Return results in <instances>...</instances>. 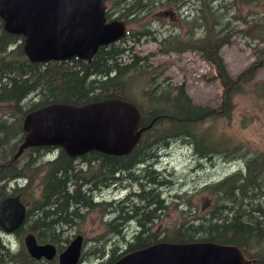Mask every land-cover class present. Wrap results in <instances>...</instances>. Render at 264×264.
<instances>
[{"label":"trees","instance_id":"obj_1","mask_svg":"<svg viewBox=\"0 0 264 264\" xmlns=\"http://www.w3.org/2000/svg\"><path fill=\"white\" fill-rule=\"evenodd\" d=\"M104 1L110 8L119 3V0ZM252 5L264 9V0L203 1L198 17L190 22L192 27L202 28L201 36L197 37L196 32L182 37L174 33L158 40L156 34L131 30L133 33L129 31L126 37L99 47L89 62L74 58L32 64L22 52V37L3 31L0 20V200L18 196L26 206L23 224L16 232L20 248L11 251V264H43L28 255L22 241L24 234L32 233L38 243H51L60 252L70 240L67 230L72 227L78 230L85 216L95 211L108 219L103 222L102 233L89 239L87 249L83 238L80 262L112 264L126 253L159 242L207 241L236 246L252 260L249 264H264V210L257 213V207L250 211L220 209L218 201V196L233 190L240 198L249 192L264 193V152L252 153L242 145L224 147L226 154L235 152L231 157L241 160L246 167L237 172V183L232 184L230 177L223 181L222 189L216 184L209 187L214 207L208 213H196L194 217L189 214L194 218L190 222L186 220L187 211L179 209L175 221L155 230L158 218L168 205L175 208L179 196L165 195L171 185L161 182L164 173L146 166L144 158L154 160L155 145L178 136L194 147L200 157L210 155L213 146L207 151L204 144L216 142L211 137L207 139L206 121L216 114L229 117L232 90L222 93L220 108L196 105L183 85L174 88L164 80L156 81L159 67L150 65V54L140 56L134 49L139 38L146 35L157 42V50L162 54L179 52L183 47L196 51L224 79V85L237 87L252 80L256 70L264 65V10L252 21L246 20L241 10ZM119 10L122 18L124 10ZM136 20L128 21L136 23ZM240 24L247 28L242 31ZM237 36L255 43L254 59L231 83L220 50ZM106 98L132 102L140 112L141 125L147 127L129 154L114 156L91 151L70 157L58 147H30L14 158L25 134L23 119L29 112L55 102L82 105ZM130 172L131 177L127 175ZM131 179L139 187L130 195L141 206L135 207L129 201L133 207L127 208L123 203L128 199L115 198L116 194L109 199L95 198L99 182L110 189L124 187L123 182H133ZM228 202L231 201H224ZM220 211L224 212L221 219H211L219 216ZM204 220L206 223L201 227L199 223ZM45 264L57 262L54 259Z\"/></svg>","mask_w":264,"mask_h":264},{"label":"water","instance_id":"obj_2","mask_svg":"<svg viewBox=\"0 0 264 264\" xmlns=\"http://www.w3.org/2000/svg\"><path fill=\"white\" fill-rule=\"evenodd\" d=\"M102 0H0L3 30L22 36V50L33 64L77 58L90 61L100 46L125 35L120 21L105 23ZM141 117L131 102L111 98L83 105L51 103L23 119L24 136L14 158L30 147H60L70 157L90 151L129 154L138 143ZM26 208L18 196L0 201V227L14 232ZM35 260L57 254L50 243L39 244L33 234L23 239ZM82 236L76 235L57 254L58 264H78ZM233 245L211 242H159L124 254L112 264H248Z\"/></svg>","mask_w":264,"mask_h":264},{"label":"rangeland","instance_id":"obj_3","mask_svg":"<svg viewBox=\"0 0 264 264\" xmlns=\"http://www.w3.org/2000/svg\"><path fill=\"white\" fill-rule=\"evenodd\" d=\"M261 9L255 5L241 8L242 14L246 16L248 21H252L259 13L262 14L264 9ZM247 10L250 12H247ZM255 11L258 12L256 13ZM234 12L236 10L232 11V13ZM152 13L157 14L158 9L153 10L150 14ZM158 17L165 19L166 24L169 22L174 25L176 28L175 33L179 37L184 35V28L191 22L185 18L179 21L175 17H169L165 14ZM140 24L141 22L131 24L129 30L139 28ZM158 25L155 24L154 27L157 28ZM240 25L242 31L247 28V25ZM157 29L159 31L156 34L158 40L169 34L162 27ZM196 32L197 37L203 34L201 30ZM254 45L255 43L249 39L237 36L231 44L221 48L220 56L231 83H234L238 75L253 62ZM134 47L140 56L150 54L148 57L150 65L159 67L160 70L158 72L160 74L157 76L156 81L164 80L174 88L183 85L186 95L196 105L210 109L220 108L222 93L232 90L233 102L231 101L229 117H220L216 114V116H211L206 121L207 139L211 137L216 142L215 145L211 146H216L217 143H220L218 146H228L231 149L230 145H242L252 153L264 152V97H262L264 96L262 94L264 89L261 87L262 85L264 86V65L256 70L252 80L241 83L237 87L231 85L230 90L227 88L230 84L224 85V79L222 84V80L217 76L215 69L204 61L196 51L183 47L179 52L162 54L157 50V42L146 35L140 37ZM218 113L220 114L221 112L219 111ZM217 116L220 118L217 119ZM209 145V143H205V147H209ZM234 153L230 152L229 155L235 156ZM193 159L187 150L180 147V144L173 145L167 157L163 158L161 162L163 168L171 172L169 174L170 177L165 178L163 182L168 181L174 187L172 189L166 188L165 195L169 197L172 194H179L181 199H176L175 208L168 205L163 215L155 223V230H159L164 225H169L172 221H175L179 209L187 211V221L190 220L189 214L193 216L196 213L199 215L205 211H210L213 208L214 195L210 194L205 189V186L215 183L217 179L225 177V175L238 169L239 166L238 163L221 166L217 159L212 163L206 161V164L203 163L198 166V164L193 163ZM217 162L218 164L216 165ZM168 172L166 175H168ZM114 194H116L115 198H120L123 195V193L115 192V190H109L103 193L102 196L108 198ZM99 199L101 198L99 197ZM107 219L105 215H100L96 211L91 212L85 216L84 221L79 225V233H77L78 230L76 228L72 227L67 230L66 234L70 239L76 234L86 238L84 248L87 249L91 243L89 239L102 233L103 222ZM11 240L13 247L20 248V245H18L19 237ZM79 264L89 263L83 260Z\"/></svg>","mask_w":264,"mask_h":264},{"label":"flooded vegetation","instance_id":"obj_4","mask_svg":"<svg viewBox=\"0 0 264 264\" xmlns=\"http://www.w3.org/2000/svg\"><path fill=\"white\" fill-rule=\"evenodd\" d=\"M203 1L204 0H194L191 3H180V2H175L172 0H166V1L155 3L145 8L142 14H140L139 17L135 18L137 19L136 23L141 22L139 28L130 29V30H129V26L133 23H129L128 20L132 19L134 16H130L128 13L129 11L126 10L122 14L123 19L119 18V15H118L119 13L116 11V9L110 8L104 1L105 23H109L114 20L123 22L125 25L126 34H128L129 31L133 33L131 30L138 31L137 32L138 34L139 33H144L148 35L158 34L159 31L157 28H160V27H162V29L164 28L163 30L168 31L169 34H174L176 32V28L174 27V25H171L169 22L166 24L165 19L160 18L158 16L165 14L169 17H173V18L175 17L179 21L184 20L183 18L189 19L188 21H191L195 18V16L198 17L199 11H200L199 9H202V6H203ZM156 9H158L157 14H153V13L150 14L153 10H156ZM155 24L158 25L157 28L154 27ZM188 24L190 26L188 25L186 26V28H184V31H183L184 34H190L191 32L195 33L197 30L202 31V28L192 27L190 23ZM165 26H166V29H165ZM141 30H144V32H140ZM221 80L223 79L221 78ZM222 84H223V81H222ZM230 87L231 86L229 85L227 88L230 89ZM241 166H243V164ZM241 166H238V167H241ZM238 171H239V168L225 175V177L217 179V181H215V183H212V184H216L219 189H222L223 181L226 178L232 177L233 173H237ZM212 184L205 186V189L211 187ZM226 200L231 201V202H228L229 204H227L226 207H224L225 205L224 201ZM218 201L220 204L219 205L220 209L221 208H226V209L231 208L232 211H240L243 209L250 211L251 209L255 207L262 209L264 208V193L256 194L255 192H249L248 195L242 196V198H240L238 194L235 193L231 196V198H227V199H224L223 196L221 195V197H218ZM190 213H191V209H190ZM193 219L194 218L190 217V222ZM11 237H15V233L11 234V232H6L0 227V264H11Z\"/></svg>","mask_w":264,"mask_h":264},{"label":"bare ground","instance_id":"obj_5","mask_svg":"<svg viewBox=\"0 0 264 264\" xmlns=\"http://www.w3.org/2000/svg\"><path fill=\"white\" fill-rule=\"evenodd\" d=\"M133 1L137 2V4L130 5V3H132ZM161 1H166V0H119V3L118 4H115V8L113 7V9H116V11L118 12L119 8H121V10L122 9L124 10L127 7L130 6V8H129L130 10H128L129 11L128 13H129L130 16H134L132 19H135V18L139 17L140 14H142V12L144 11L145 8L151 6V5L155 4V3L161 2ZM172 1L180 2V3H191L194 0H172ZM204 1H206V0H204ZM124 11H121V12H124ZM104 19H105V17H104ZM123 60L126 61L125 58ZM106 99H111V98H106ZM177 144H180V147H182L184 150H187L190 153V155L194 158L193 159V163L198 164V166L201 165V164H203V163L206 164V161L212 163L216 159L218 160V162L221 163V166L229 165L231 163H236V164L238 163L239 166H241L243 164L241 160L234 159L233 157H231V155L226 154L224 147L223 146L220 147L218 145L211 147L212 148V151H211L212 153L210 155H204V156H201L200 157L199 155H197L195 153L194 147H191L188 142H186L185 140H183L181 137L178 136L177 138H175V140H171L170 142L168 140H166V141H163L162 140V142H159L157 145H155V148H156V150H155L156 156H155V159L154 160L148 161L147 158H144V164L146 166H150L152 169L159 170V171H162L164 173L162 175V177H161V182L164 181L165 178L170 177L169 174H171V172H168V170H166L165 168H163V164L161 162L163 161V158H166L167 157V154L169 153V150L172 148V146L173 145H177ZM204 146H205V144H204ZM210 146L211 145H209V147ZM209 147H204V149H206L208 151V148ZM213 155H214V157H213ZM226 156H228V158H226ZM218 162L216 163V165L218 164ZM135 165H138V164L136 163ZM130 167L132 169L134 166L131 165ZM244 167H246V166L243 165V166L238 167V168H241L242 169ZM241 169H239V170H241ZM167 172H168V175H166ZM127 175H130V177H131V176H133V173L130 172V174H127ZM130 177H127V178H130ZM237 177H238V173H233L232 178H231L232 184H235V183L238 182V178ZM98 180H103V179H98ZM132 181L133 182L126 180L125 182H123L124 187H118V188L111 187L110 189L105 188L104 185L101 182L98 181L99 184H97V185L99 187L94 192L95 195H97L95 198H97L98 196H102L103 193H105V192H107L109 190H115V192L117 191V192L123 193V195L121 197L122 199H124V198L126 200L128 199L127 201H125L123 203V205L126 206L127 208H131V207H133L135 205H136L135 207L141 206L142 203L141 202L139 203L138 200L135 199V197H133L132 195H130V192L133 191L135 189V187H137L139 185L134 180H132ZM166 183H168V181H166ZM172 188H174V187L171 185V187L169 189H172ZM94 193H93V196L92 197H94ZM146 194L147 193H144V195H146ZM169 194H171V193H169ZM230 194H235L234 193V190L233 191H229V193H227L225 195H224V193H223V195L222 194L221 195L223 196L224 199H227V196L230 195ZM176 195L179 196L178 199H181V196L179 194H176ZM221 195L218 196V197H221ZM129 201H132L134 203V205L132 206V204H130ZM224 204L227 205L226 203H224ZM263 210H264V208H262V209L259 208V209H257V213L262 212ZM223 214H224V212L223 211H220L219 216H217V215L216 216H213L211 219H217V220H219V219H221V217L223 216ZM205 220L204 221H201L199 223V225L201 227L205 225V223L207 221V220L206 221Z\"/></svg>","mask_w":264,"mask_h":264}]
</instances>
